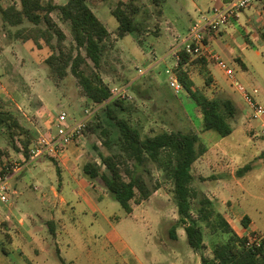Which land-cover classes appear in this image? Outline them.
<instances>
[{"label":"rangeland","instance_id":"374dc122","mask_svg":"<svg viewBox=\"0 0 264 264\" xmlns=\"http://www.w3.org/2000/svg\"><path fill=\"white\" fill-rule=\"evenodd\" d=\"M52 1L64 5L68 0ZM116 1L107 0L99 3L93 7V11L109 31L113 41V46L108 49L99 71L101 78L111 89L126 87L125 93L129 97L124 101L129 108V113H122V115L128 116L131 123L138 127L143 135H153L161 131H191L198 134L207 147H223L230 151L231 159L224 157L219 161L223 166H228L226 167L228 176L234 175L241 182V185H238L229 180L233 200L249 216L256 228L264 233V134L256 136L259 132L258 124L249 125V122L242 124L241 118L236 126L233 125L234 130L230 136L222 138L213 132L202 133L200 131L201 115L197 106L187 94L175 95L167 82L166 70L175 65V59L172 57L173 50L187 37L193 23L202 16L210 17L213 0H166L160 8L161 12L151 0H135L143 10L138 19L146 20L147 30L140 38L129 34L123 39L116 38L115 31L118 23L110 13ZM13 3L18 4L19 0H0L2 7ZM250 7L242 11L250 14ZM52 17L66 35L65 44L73 45L69 24L61 20L57 11L52 13ZM242 21L243 18L240 17L239 22L242 26L237 27L239 30L245 27ZM23 27L29 28L30 24L25 22L21 26L11 27L0 17L1 107L16 115L21 126L27 130L32 144L48 132L56 134L52 124L55 116L60 112L67 114L70 119L68 124L82 119L85 111L89 112L91 115H88L87 121L93 129L85 131L80 141L82 143H75L73 146L76 153L72 155L79 168L90 158H94L99 163L100 154L119 152L124 155L119 150L118 130L114 122L107 117L103 105H95L87 99L81 93L77 80L71 73L64 78H59L49 69L45 59L51 51L47 46L43 45L41 49H38L32 41L24 42L17 39L15 32ZM227 33L229 37L233 32L229 28ZM224 39L218 37L215 43L219 46H224L225 42L229 43V40ZM232 39L236 47L234 52L242 58L239 51L242 50L250 60V63H245L246 67L248 71H251L254 84L264 97V42L260 38H252L253 49L243 50L241 35ZM221 48L226 54L223 60L236 72V80L247 84L249 81L246 76L248 75L243 72L246 70L234 61L229 48ZM256 49L259 51L258 55L255 53ZM198 58L199 56H192L191 61ZM211 63L214 64V62ZM201 65L202 63L198 62L187 65L186 68H188L189 76L193 77L191 80L196 87L211 98L218 93H213L205 84L209 63L202 67ZM220 78L223 80L221 76ZM105 131H107V137L103 134ZM0 147L6 151L5 159L11 163L17 162L23 165V157L9 144L4 129L0 130ZM259 151L261 154L256 157ZM127 163L132 165L133 159L127 158ZM247 163L251 165V171L241 177L237 176V169ZM39 165L43 173L47 175L48 182L54 186V189L58 188L59 160L41 157ZM31 168L32 165L28 169ZM147 168L150 173L143 174L148 185L154 190L150 198L140 202L141 206L136 209L137 212L142 211L141 216L139 215L138 219L127 216L118 202L107 198V201L112 204L106 212L111 216V224L107 223L100 231H92L93 228L86 223V236L77 233L59 236L57 241L62 248L63 259L73 260L75 264H200L201 253L190 248L181 229L176 232L177 239L172 240L169 237L168 229L175 220L160 221L158 215L151 213L153 211L164 213V219L178 217L176 204L170 191L171 185L164 182L162 172L156 165L148 164ZM25 170L27 169L23 168L20 171L21 174ZM203 173L193 170L192 187L211 198L216 203L217 210L225 213L228 208L217 202L219 196L214 191V184L210 182L205 186L198 180ZM8 174H12V170L8 171ZM244 176L247 178L241 179ZM27 182L34 184L33 187L36 186L39 189L38 193H41L44 188L32 178H29ZM157 184L159 188L155 190ZM27 193L31 195L33 192L29 189ZM139 204L132 202L133 207ZM70 213L77 217L80 215L76 211ZM86 214L90 215L88 211ZM71 223L69 221L66 223L68 231H73ZM203 231L208 253L214 243L226 241L227 236L220 234L219 231L210 233L206 227H203ZM236 233L240 238L244 236L241 230H237ZM206 251L204 249L203 253ZM48 255L55 260L58 253L52 247ZM10 257L13 258L11 254Z\"/></svg>","mask_w":264,"mask_h":264},{"label":"trees","instance_id":"16d2710c","mask_svg":"<svg viewBox=\"0 0 264 264\" xmlns=\"http://www.w3.org/2000/svg\"><path fill=\"white\" fill-rule=\"evenodd\" d=\"M107 0H68L60 5L52 0H19V4L6 7L0 5V17L5 24L18 27L25 22L29 28H20L15 37L21 41L32 43L41 49L47 46L51 54L45 59L49 69L59 78L71 73L79 85L81 93L93 104L103 105L107 117L114 122L118 130L119 150L124 153L100 154L98 163L94 158L87 159L81 166L86 179L103 187L109 197L120 204L126 213L132 212V202L139 204L148 200L153 190L147 183L144 172L150 173L148 164H154L162 172L165 183L171 185V193L177 208V219L169 229L172 240L177 239V230L182 229L186 242L195 252L203 254V227L210 233L219 231L227 236L226 241L214 243L211 247L212 258L201 256L202 264H264V240L260 247H246L245 237L233 234L222 214L217 210L216 203L203 193L192 187V167L195 161L205 155L207 146L194 132L161 131L153 135H143L134 126L124 104L125 99L111 94V88L103 81L99 73L108 49L113 46L111 34L97 18L93 7ZM166 0H151L161 12ZM57 11L62 21L70 27L73 45L65 44L66 35L55 22L52 13ZM142 7L135 0H117L110 13L118 26L116 38L123 39L133 34L140 38L147 30L146 20H139ZM264 37V34H263ZM178 66L175 70L178 80L182 83L185 94L197 106L201 115L200 131L213 132L220 137L233 133L242 117L237 102L230 95L217 94L208 97L198 89L188 75L187 65L205 64L203 56L191 61V56L184 51L179 53ZM209 80L205 84H209ZM7 133L12 148L23 157V164L29 158L32 141L18 121L14 113L0 105V130ZM88 124L87 130H92ZM107 137V131L103 132ZM25 135L23 138L21 136ZM107 140V138H106ZM79 143V142H78ZM108 149H109V144ZM7 157L6 151L0 147V159ZM133 159V164L127 163ZM246 164L236 171L241 177L251 170ZM155 186V190L158 187ZM248 218L242 219L246 226ZM59 264L67 263L59 256Z\"/></svg>","mask_w":264,"mask_h":264},{"label":"crops","instance_id":"0c3cea01","mask_svg":"<svg viewBox=\"0 0 264 264\" xmlns=\"http://www.w3.org/2000/svg\"><path fill=\"white\" fill-rule=\"evenodd\" d=\"M229 1L231 0H213L214 5L212 9L214 7H220ZM250 10V14L244 11L238 13L218 34L207 33L206 45L209 51L216 53L221 59L226 57L221 47H225L226 49L229 48L234 61L238 62L242 69L246 70L243 72L248 75L246 77L249 82L244 85L248 89L257 88L258 93L254 95V99L258 102H264V97L261 96L259 88L254 84L255 82L251 71H248L246 67L245 63H250V60L242 50H239L242 58L234 52L236 47L232 39L241 35L243 50L253 49L252 38H260L261 41L264 42V0L255 3L250 7ZM240 17L243 18L242 22L245 25L241 30L237 29V27L241 28L242 26L239 22ZM229 28L233 33L228 37L227 29ZM218 37L229 40V43L225 42V44L222 43L224 46H219L215 43ZM255 53L258 55L259 51L256 49ZM202 56L205 60V65L209 63V67L206 69L207 76L205 78V81H210L207 85L208 89L213 91V93L232 96L242 112V124H245L247 121L244 118V111L246 110L244 102L233 90L229 81L226 80L224 77L225 75L217 68L216 64L211 63L213 61L207 55ZM203 65L204 64H202L201 67ZM234 73H236L235 70ZM189 77L193 80V77ZM256 124L257 122L255 121L249 122V125ZM73 146L74 145H70L64 156L59 160L60 169L57 170L58 188L56 189L48 182L47 175L43 173L42 168H40L39 159L41 157L25 166L24 169L27 170H25L23 174H21V172L10 174L8 201L6 203L0 202L2 204L0 205V264H59V256L63 253L57 241L59 236L62 234L73 235L74 233L86 236V223H89L93 228L92 231H100L107 223L108 225L111 224V216L106 214V212H108V207L112 206V204L107 201V198L110 197L104 188H101L100 185L84 177L81 168H79L74 161V155L72 154L76 152ZM258 154L260 155L261 152L259 151L256 157L259 156ZM224 157L230 158V151L223 147H207L205 155L194 162L192 174L194 169L202 171L204 173L202 177H198V180L205 186L210 182L214 184V191L216 195L219 196L217 202L221 206H226L228 208L225 213H220L225 223L232 229L233 234L237 236V230H241L244 235L252 231H260L256 228L249 216L243 212V209H241L238 203L233 200L229 180L234 181L238 185H241V182L239 179H236L234 175H231V177L227 175L229 174L226 171V167L228 166H223L221 161H219L224 159ZM5 158L7 157L0 159V167ZM30 165H32V168L28 169ZM222 171L225 173L222 174ZM28 177L39 182L42 188L44 186L41 193H38L39 189L36 186L33 187L34 184L31 185L30 182H27L29 179ZM245 178H247V176L241 179ZM28 188L33 192L31 195L27 193L29 190ZM34 188H37V190H34ZM213 195L217 198L215 194ZM209 199L212 200L211 198ZM141 204L142 203L136 207L132 205V212L126 213L127 216L138 219L142 211L139 210L137 212L136 209L139 208ZM75 211L78 214L80 213L78 217L70 213H74ZM86 211H88L90 215H87ZM151 213L153 215H158L160 221L162 219L176 221L177 218L174 216L171 219H164V213H158L156 211ZM245 216L248 218V222L246 226H243L242 219ZM68 221L72 222L73 231L67 230L66 223ZM233 225L239 226L234 227ZM182 232L184 234L183 230ZM52 247H54L55 252L58 253L55 260L52 257L49 258L48 255ZM206 249L207 248H205V251ZM211 250H209V253L206 251L202 255L207 259H211ZM10 254L13 258L10 257ZM201 256L200 264H202ZM64 260L68 263L75 264L73 260Z\"/></svg>","mask_w":264,"mask_h":264},{"label":"built area","instance_id":"2783aa9c","mask_svg":"<svg viewBox=\"0 0 264 264\" xmlns=\"http://www.w3.org/2000/svg\"><path fill=\"white\" fill-rule=\"evenodd\" d=\"M259 1L262 0H231L220 7H214L210 17L202 16L198 21L192 24L187 37L172 52V57L175 59L174 67L166 70V74L168 75V86L173 93L175 95L185 93L184 87L178 80L175 72L180 58L179 53L184 51L191 57L207 55L225 75L233 90L244 102L246 106V110L244 111L245 120L247 122H257L259 132L256 136L264 134V102H258L254 99V95L258 93V89H248L244 84L236 80L234 70L216 53L208 50L206 45V34H218L240 11ZM125 91L126 87H115L111 89V94L126 100L129 97L126 96ZM88 115L90 116L91 114L85 111V116L82 119L73 122V124H68L70 119L67 114L65 112H60L55 116L54 123L52 124L56 129V134L48 132L47 135L39 137L37 141L32 144L29 158L25 164L21 165L17 162L11 163L7 159H4L0 167V202L6 203L8 201L10 191V174H8V171L12 170V173H18L25 166L40 157H49L56 161L60 160L70 145H74L82 140L88 125ZM34 190H37V188H34ZM243 237L246 239L244 242L246 247H260L264 240V233L261 231H252Z\"/></svg>","mask_w":264,"mask_h":264}]
</instances>
